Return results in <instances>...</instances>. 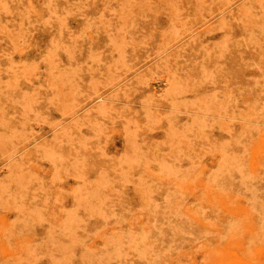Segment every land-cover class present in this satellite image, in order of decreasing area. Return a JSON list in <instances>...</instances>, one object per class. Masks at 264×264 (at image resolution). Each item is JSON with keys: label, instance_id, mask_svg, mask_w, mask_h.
<instances>
[{"label": "rangeland", "instance_id": "rangeland-1", "mask_svg": "<svg viewBox=\"0 0 264 264\" xmlns=\"http://www.w3.org/2000/svg\"><path fill=\"white\" fill-rule=\"evenodd\" d=\"M0 264H264V0H0Z\"/></svg>", "mask_w": 264, "mask_h": 264}]
</instances>
